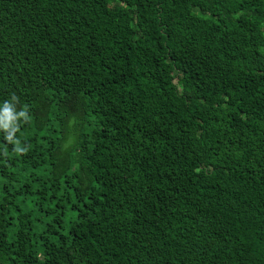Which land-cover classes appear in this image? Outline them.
<instances>
[{
	"label": "trees",
	"instance_id": "16d2710c",
	"mask_svg": "<svg viewBox=\"0 0 264 264\" xmlns=\"http://www.w3.org/2000/svg\"><path fill=\"white\" fill-rule=\"evenodd\" d=\"M5 101L0 264H264V0H0Z\"/></svg>",
	"mask_w": 264,
	"mask_h": 264
},
{
	"label": "clouds",
	"instance_id": "9594fccd",
	"mask_svg": "<svg viewBox=\"0 0 264 264\" xmlns=\"http://www.w3.org/2000/svg\"><path fill=\"white\" fill-rule=\"evenodd\" d=\"M12 98L17 99L18 97L15 96V94L12 95ZM3 113L0 115V123H3L4 127H7V121H11L14 117L12 114V110L10 105L7 103V101L4 102L3 104ZM26 111V110H24ZM24 111L21 112V115L24 114Z\"/></svg>",
	"mask_w": 264,
	"mask_h": 264
},
{
	"label": "rangeland",
	"instance_id": "374dc122",
	"mask_svg": "<svg viewBox=\"0 0 264 264\" xmlns=\"http://www.w3.org/2000/svg\"><path fill=\"white\" fill-rule=\"evenodd\" d=\"M176 81H177V79L175 78V79H174V83H176Z\"/></svg>",
	"mask_w": 264,
	"mask_h": 264
}]
</instances>
